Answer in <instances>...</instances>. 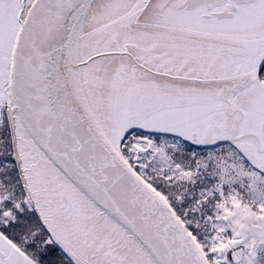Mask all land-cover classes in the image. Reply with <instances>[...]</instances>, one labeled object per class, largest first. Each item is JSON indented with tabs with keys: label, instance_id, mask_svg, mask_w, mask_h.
Masks as SVG:
<instances>
[{
	"label": "snow or ice",
	"instance_id": "snow-or-ice-1",
	"mask_svg": "<svg viewBox=\"0 0 264 264\" xmlns=\"http://www.w3.org/2000/svg\"><path fill=\"white\" fill-rule=\"evenodd\" d=\"M0 264H264V0H0Z\"/></svg>",
	"mask_w": 264,
	"mask_h": 264
}]
</instances>
